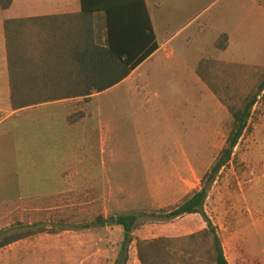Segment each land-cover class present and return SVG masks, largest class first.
<instances>
[{
    "label": "rangeland",
    "instance_id": "1",
    "mask_svg": "<svg viewBox=\"0 0 264 264\" xmlns=\"http://www.w3.org/2000/svg\"><path fill=\"white\" fill-rule=\"evenodd\" d=\"M231 5L236 9L235 14L229 12ZM179 7L184 8L180 16L177 14ZM172 10L175 14L168 32L176 36L174 44L184 41L199 24L212 16L214 33L235 32L230 51L214 49L212 58L244 62L242 65L245 67L232 70L238 79L231 84L233 93L246 94L255 84L253 74L260 67L245 63L264 65V0H168V8L164 7L163 12ZM238 37L240 41H237ZM145 72L144 65L134 78H145ZM157 88L162 91L173 89L163 82H159ZM149 89L153 90L154 86ZM204 90L201 100L197 97L194 101L193 96L190 97L191 102L183 104L166 102L156 112L140 108L139 102L117 101L115 95L129 93L124 86L112 89L91 102L75 99L70 103L40 106L10 116L0 124V231L35 230L50 223L57 226L63 220L66 222L65 229L82 232L84 229L74 228L84 221L92 222L99 215L106 218L138 213L149 215L199 189L200 175L209 169L218 154L219 143L215 146L214 128L221 126L228 134L232 124L225 108L206 87ZM99 108L111 131H130L134 135L146 132L148 142L161 145L160 153L165 156L175 154L170 148L175 140L192 147L200 135L201 150L199 155L195 152L196 176L182 184V192L169 193L167 184L145 182L138 151H131L135 158L129 163L128 159L120 157L123 151L113 149L111 142L103 156L105 180L114 194L123 191L128 196L120 207L112 206L109 197L104 194L103 185L96 180L102 175L99 150L83 148L80 131L72 129L73 124L82 118L81 115L86 112L96 115ZM68 114L69 140L66 146H61L57 139L65 130ZM160 120L161 126H158ZM248 125L247 132L233 151L231 162L210 186L203 207L204 213L217 228L229 264H264V95L258 98ZM224 141L223 138V145ZM152 153L156 155L158 152ZM61 159L67 162L61 163ZM154 162L150 170L160 172L161 178L165 179L164 176L172 169L167 164ZM61 166L67 170V179L57 177ZM85 170L90 173L89 180L82 178ZM149 186L150 201L146 198ZM140 198L146 203H136ZM107 201V212H104ZM140 220L144 224L133 231L135 242L162 236L182 237L206 227L197 215H185L169 224L151 223L146 217ZM120 230L96 229L101 237H109L113 241L121 239L122 242V228ZM39 236L44 239L31 241L35 250L31 248L25 252L30 254L29 258L35 254L37 259H46L57 249L53 245L55 235L43 233Z\"/></svg>",
    "mask_w": 264,
    "mask_h": 264
},
{
    "label": "trees",
    "instance_id": "2",
    "mask_svg": "<svg viewBox=\"0 0 264 264\" xmlns=\"http://www.w3.org/2000/svg\"><path fill=\"white\" fill-rule=\"evenodd\" d=\"M13 0H0V9L11 8ZM78 13L36 19L4 20V38L13 112L40 105L83 99L101 94L123 82L131 72L157 49L156 37L145 0H80ZM226 33L214 42L225 50ZM245 65L204 59L195 72L225 107L232 124L225 146L218 152L200 179V188L187 194L178 204L151 214L97 216L74 229L114 226L122 228L120 252L114 264H126L133 231L151 223H172L185 215L200 216L206 227L186 236L136 240L139 264H229L217 228L204 213L210 186L232 160L233 151L247 132L252 111L264 92V67L254 72L255 84L244 95L233 93L237 81L233 69ZM83 117V115H81ZM65 221L39 229L14 233L0 231V249L29 237L67 231Z\"/></svg>",
    "mask_w": 264,
    "mask_h": 264
},
{
    "label": "crops",
    "instance_id": "3",
    "mask_svg": "<svg viewBox=\"0 0 264 264\" xmlns=\"http://www.w3.org/2000/svg\"><path fill=\"white\" fill-rule=\"evenodd\" d=\"M145 3L158 49L146 61L140 64V66L136 67L123 82L104 93L94 94L89 98L90 102L97 97L107 94L112 89H119L124 86L129 89V93L123 96L115 95L117 101H128L130 103L139 102L140 108L152 109L154 110L153 112L161 110L163 104L166 102H170L171 104H183L191 102L192 100L190 97L193 96L194 101H196L197 97L201 100V96H203L205 91L204 87L206 86L195 72L197 64L204 59L217 60L212 58L214 49L220 52L230 51L235 32L229 34L224 31H215L214 33L213 16L206 18L202 24H199L186 36L184 41L174 44L176 36H172L170 32H168V29H170L173 24V15L175 13L173 10L167 13L163 12L164 7H166V9L168 8V0H145ZM177 9V14H179V16L183 14V7ZM228 9L230 14L236 13V9H233L232 5ZM80 11V0H13L11 8L7 10L0 9V124L10 116L21 112H13L10 105V88L3 27L4 20L59 17L78 13ZM223 33H226L229 38L227 42L228 46L225 50H218L214 47V42H216ZM159 35L161 39H159ZM237 41H240L239 37ZM217 61L240 65L244 63L226 60ZM245 64L259 66L260 68L264 67V65H257L253 62H247ZM144 65L146 66V77L140 80L134 78L139 68ZM138 81H140L139 84H137ZM159 82L168 83L173 89L170 88L169 90L162 91L157 88ZM150 86H154V89L150 90ZM217 102L225 108L218 100ZM66 103H70V99L40 106ZM69 115L70 114L65 118V130L63 133L59 134L57 139L61 146H66L69 140ZM157 124L161 126V120L157 122ZM72 129L78 132L80 131L79 138L83 148H96L99 150V155L102 157L100 162L102 175L96 178V180L101 182L103 190L105 191V196L109 197V203L114 207H120L121 203L125 202L128 196L123 191H119L118 195L114 194L113 188H111L110 184L105 180L106 164L103 156L105 154V149L110 147L109 143L111 142H113V149L123 151L120 157H125L128 159L129 163L135 158V154L131 151H138L137 156H139L141 160L143 173L146 177L145 182L148 184H167L166 190L169 191V193L182 192L184 189L182 184L196 176L195 152L199 155L201 150L200 135L198 142L196 143V140H194L192 147L186 146L182 141L175 140V143L171 147L169 146L175 154L172 156H165L160 153L162 148L161 145L155 146L148 142L145 134L146 132L134 135L130 131H111L109 123L103 118L101 108L98 109L96 115L92 112H86L80 120L73 124ZM228 134L222 130L221 126L214 128L215 146L219 143L217 152L225 146L223 145V138L225 139L224 142H226ZM153 151L158 153L155 155L152 153ZM190 153H192V155ZM154 161L167 164L169 168L172 169L170 174L168 173L164 176L165 179L161 178L162 175L160 172L150 170L155 163ZM60 162L66 163L67 161L66 159H61ZM66 172V168L61 166L59 171L60 174H58L57 177L61 180L67 179ZM83 174L82 178L89 180L88 175L90 173L88 170H85ZM203 175H200V177ZM150 187L151 186H149L147 191V197L145 196L149 201L152 198L149 194ZM184 197L166 206L169 207L178 204ZM140 200L141 198L138 199L136 203H146ZM107 205L108 201L104 203V212H107ZM96 229L98 228L89 230L84 229L82 232H70L67 230L63 231L61 234H56L53 245H56L57 249L55 252L48 254L46 259H37L35 254L33 256L31 255V259L29 258L30 254L25 253L29 252L31 248L35 250L31 241L44 238L35 235L18 241L8 247L0 249V264H114L120 252L121 239L113 241L109 237H101ZM108 229H113V232H121L120 227L106 226L105 230L108 231ZM128 255L129 257L126 264H139L135 241L130 244ZM26 258L31 259V261H24ZM19 260L22 262H19Z\"/></svg>",
    "mask_w": 264,
    "mask_h": 264
}]
</instances>
